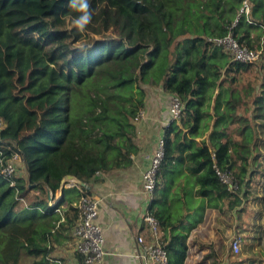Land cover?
<instances>
[{
    "label": "trees",
    "instance_id": "obj_1",
    "mask_svg": "<svg viewBox=\"0 0 264 264\" xmlns=\"http://www.w3.org/2000/svg\"><path fill=\"white\" fill-rule=\"evenodd\" d=\"M244 1L89 0L92 23L78 34L69 0H0V168L19 151L27 175L12 186L0 174V264H64L53 253L90 193L72 185L57 201L64 178L90 185L130 166L155 87L184 104L165 128L162 195L183 171L210 201L235 194L216 168L243 187L264 144V0H247L248 12ZM229 32L258 60L232 61L214 42ZM157 201L169 264H184L187 233L172 228L183 217H164Z\"/></svg>",
    "mask_w": 264,
    "mask_h": 264
},
{
    "label": "crops",
    "instance_id": "obj_2",
    "mask_svg": "<svg viewBox=\"0 0 264 264\" xmlns=\"http://www.w3.org/2000/svg\"><path fill=\"white\" fill-rule=\"evenodd\" d=\"M171 96L162 87L149 91L142 110L144 117L136 122L138 152L130 156L132 164L109 173H98L90 185L87 184L90 193L100 199L97 223L105 239L102 264H145L137 254L136 239L142 235L151 244L153 236L141 219L146 199L142 175L170 120ZM208 133L204 131L197 140L206 138ZM259 148L260 151L253 152L249 173L239 194L210 201L198 194L199 185L184 171L165 196L162 195L164 184L155 191L154 197L158 200L155 210L173 221L183 217L172 228L187 233L188 252L184 264H264V144ZM18 169L20 177H27L23 161L18 162ZM71 186L70 181L64 184V188ZM60 198L58 192L56 200ZM180 201L184 202L182 207ZM64 208L67 209V205ZM234 236L241 240L239 253L232 251ZM53 256L64 264H84L73 234Z\"/></svg>",
    "mask_w": 264,
    "mask_h": 264
},
{
    "label": "built area",
    "instance_id": "obj_3",
    "mask_svg": "<svg viewBox=\"0 0 264 264\" xmlns=\"http://www.w3.org/2000/svg\"><path fill=\"white\" fill-rule=\"evenodd\" d=\"M241 11H249L247 0L244 1ZM214 42L231 56L232 61L252 63L258 60L259 53L250 51L247 47L240 45L232 32H229L224 37L214 39ZM183 109L184 104L181 99L176 95H172L170 98V120L166 128L173 120L180 119ZM143 117V111H141L136 118V122ZM2 125L3 122L0 119V126ZM166 135V130H164L149 157V166L142 175V186L146 199L141 219L145 222L153 236L151 244L142 235L137 236L136 239L138 244L137 254L145 264H169L167 250L161 242L162 230L160 221L150 211L155 191L159 185L158 172L165 157ZM20 161H22V157L18 151L14 153L11 159L6 160L0 168V174L9 180L12 186L15 185V178L19 176L18 162ZM216 172L231 192L239 194L243 189L242 185L238 184L230 171L216 168ZM70 182L73 186L78 184L75 181ZM76 205L79 210V216L72 230V234L76 240V249L83 256L84 264H102L105 255V239L102 228L97 223L100 199L91 193H83ZM231 247L235 253L241 251V240L238 236L232 238Z\"/></svg>",
    "mask_w": 264,
    "mask_h": 264
},
{
    "label": "clouds",
    "instance_id": "obj_4",
    "mask_svg": "<svg viewBox=\"0 0 264 264\" xmlns=\"http://www.w3.org/2000/svg\"><path fill=\"white\" fill-rule=\"evenodd\" d=\"M70 9L77 13L72 21L69 31L75 29L76 33H85L88 25L92 23L93 10L91 9L89 0H69ZM85 50L86 49H82Z\"/></svg>",
    "mask_w": 264,
    "mask_h": 264
},
{
    "label": "water",
    "instance_id": "obj_5",
    "mask_svg": "<svg viewBox=\"0 0 264 264\" xmlns=\"http://www.w3.org/2000/svg\"><path fill=\"white\" fill-rule=\"evenodd\" d=\"M67 181H75L76 183H78V185L82 186V187H87V183L84 182V181H81V180H77L74 176L72 175H69V176H66L63 180V185H62V190L60 191V197H62L64 195V191H63V188H64V184L65 182Z\"/></svg>",
    "mask_w": 264,
    "mask_h": 264
}]
</instances>
